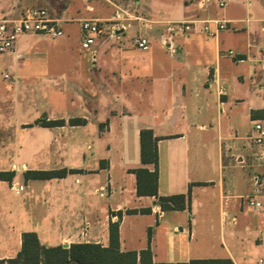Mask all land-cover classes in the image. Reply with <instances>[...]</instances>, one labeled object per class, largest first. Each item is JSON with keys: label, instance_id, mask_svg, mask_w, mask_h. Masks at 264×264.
Listing matches in <instances>:
<instances>
[{"label": "crops", "instance_id": "crops-1", "mask_svg": "<svg viewBox=\"0 0 264 264\" xmlns=\"http://www.w3.org/2000/svg\"><path fill=\"white\" fill-rule=\"evenodd\" d=\"M33 1L26 7L22 0H0V21L40 7L61 20L63 35L22 36L30 40L23 52L16 45L7 53L14 56L9 74L16 82L3 72L4 82L22 90L25 78L37 81V101L20 100L16 109L24 118L35 109L33 121L19 126L38 129L40 158L31 165L33 146L25 145L27 155L18 157L22 149L0 143V173H11L10 180L0 179V260L18 255L25 232H35L45 247H108L110 223H118L120 251L149 249L150 264H264V149L250 139L254 121L264 129V40L253 39L247 26L245 41L223 36L243 30L233 25L244 19L215 17L210 5L217 0ZM234 1H245L247 10L254 5ZM86 19L102 29L92 50L82 47ZM213 20L229 28L217 32ZM172 21L197 23L168 49L161 33ZM138 36L150 39L148 50L135 48ZM40 119L64 124L44 127ZM74 119L83 122L70 123ZM142 130L157 139L155 196L137 195L132 172L154 170L141 163ZM10 136L0 131L1 141ZM80 154L88 164L76 163ZM55 170H65L64 176L25 178L27 171ZM179 194L189 195L184 208H161L159 197ZM251 195L259 210L248 208ZM24 219L38 224L22 225Z\"/></svg>", "mask_w": 264, "mask_h": 264}, {"label": "trees", "instance_id": "trees-1", "mask_svg": "<svg viewBox=\"0 0 264 264\" xmlns=\"http://www.w3.org/2000/svg\"><path fill=\"white\" fill-rule=\"evenodd\" d=\"M81 119L71 120L70 123H81ZM44 127L61 126L63 120L46 121L40 119L36 122ZM141 163L143 165L154 166L153 171L146 167H141L132 172L137 178L138 196H155L157 194L158 182V151L157 139L152 131L142 130L140 132ZM65 170L55 171H27L26 179H51L63 177ZM11 173H0V179L10 180ZM189 195H173L159 197L158 202L163 210L182 209L185 206ZM149 210L142 209L145 213ZM129 213H138V210H130ZM110 241L108 247H102L93 243H74L68 248L61 245L45 247L35 232H25L22 234V248L15 258L0 260V264H137L151 263V252L149 249L141 251L121 252L119 249V228L118 223H110ZM228 260H196L191 264H224Z\"/></svg>", "mask_w": 264, "mask_h": 264}, {"label": "rangeland", "instance_id": "rangeland-1", "mask_svg": "<svg viewBox=\"0 0 264 264\" xmlns=\"http://www.w3.org/2000/svg\"><path fill=\"white\" fill-rule=\"evenodd\" d=\"M158 1H168V0H158ZM217 1H214V3L212 2L210 5L211 12L215 17L221 19L223 16L226 15L238 19H244V22L236 23L233 25L234 27L241 26L243 30L241 29L239 33L231 30L229 31L230 32L229 35L227 33H224L225 35L223 34V36H229L230 39L233 38L236 39V41H240V40L245 41L246 31L244 30V28L247 26L249 27L250 36L253 39H256L258 41L264 40V33L261 32V28L264 27V20H262L264 19V12L263 13L258 12L260 11V5L264 2V0H253L254 5L252 9H248V10L245 1L235 2L234 0H221L225 3V6L222 8L217 6L218 5ZM22 3L25 4L26 7H31L34 5L33 0H22ZM247 19L250 20L249 23H246ZM29 41L30 40L27 37L26 38L19 37L16 42L18 48L17 53H22L24 49L23 46H21L22 43L24 42L26 44ZM7 53L8 52H6V54L3 53V55L2 54L0 55V131L1 132L6 131L7 133L9 131L11 133V136L8 138V140H2V141L0 140V143L3 141L8 142L7 146H4L7 149L8 148H12L15 150L22 149L20 152L17 151V153L19 152L18 153L19 155H17L18 157H23L27 155L26 151H24V149L26 148L25 145H28L30 147L33 146L34 151L28 153V160L29 163H31V165L32 164L35 165L37 164L36 163L37 160H39L40 158L37 155L38 151L35 150L37 138L34 135V133L38 129H36L35 127H30L27 130H25L23 129L22 126H19L20 121L23 119H28V121H33L35 117V109L33 107H30L24 118L21 116L20 112L16 108H17V102H19L20 100L22 101L26 100L29 101L30 103L31 102L35 103L37 101L38 99L37 95L39 93V91L37 90V81H34L35 78L31 79L29 77L27 79L24 77L25 79L23 80V83L25 85H28V88L25 87L22 88V90L19 89L18 85H12L10 83L4 82L2 76L3 72L12 74V70H13L12 61L14 60V56L13 55L10 56ZM9 78H10L9 80L10 82L11 81L16 82V80L13 79L11 75ZM10 105H14L12 111L10 110L11 109ZM82 141L87 142V139H80V142ZM9 142L11 144H9ZM84 154L86 155V157L88 156V151H86L85 149H84ZM76 159H77L76 163H78L79 165L88 164V160H87L88 158L83 161L82 154L77 155ZM21 223L22 225L32 226V225H37L38 220L24 219L22 220Z\"/></svg>", "mask_w": 264, "mask_h": 264}, {"label": "built area", "instance_id": "built-area-1", "mask_svg": "<svg viewBox=\"0 0 264 264\" xmlns=\"http://www.w3.org/2000/svg\"><path fill=\"white\" fill-rule=\"evenodd\" d=\"M89 2L90 0H82ZM110 3V0H105ZM209 2L210 0H202ZM224 2H219V6L223 7ZM60 19L50 18L48 12L44 8L27 9L19 20L15 21H0V54L6 52H14L17 39L22 36L43 35L53 39L60 38L63 31L60 29ZM196 21H172L167 22L163 32L161 33L162 44L172 49V41L176 36L186 34L195 28ZM210 23L215 25L216 31H224L229 28L227 21L213 20ZM204 31H208V27H203ZM82 31V47L87 50H92L96 45L98 37L102 33L97 21L83 20L81 22ZM134 46L139 50H148L151 47V41L145 36H138L134 40ZM93 53V52H92ZM229 55L236 58L234 52L230 51ZM94 57V53L92 55ZM262 58L264 59V44L262 47ZM7 78V75L5 76ZM250 139L264 149V129L261 121L253 122V129L250 134ZM261 184L259 176H254V185L258 187ZM246 204L251 210H259L261 203L256 199L255 195L246 197Z\"/></svg>", "mask_w": 264, "mask_h": 264}]
</instances>
